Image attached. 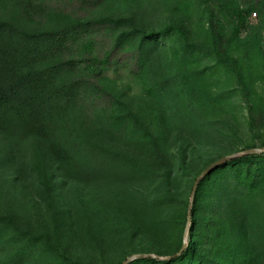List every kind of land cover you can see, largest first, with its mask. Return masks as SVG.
Listing matches in <instances>:
<instances>
[{
    "label": "rangeland",
    "instance_id": "374dc122",
    "mask_svg": "<svg viewBox=\"0 0 264 264\" xmlns=\"http://www.w3.org/2000/svg\"><path fill=\"white\" fill-rule=\"evenodd\" d=\"M236 11L247 17L238 33ZM0 20L28 33L110 20L79 32L65 54L115 49L102 75L80 69L116 98L83 103L104 110L84 136L98 145L95 176L64 179L38 142L15 151L0 136V264H121L173 257L182 243L196 245L202 264H226L243 236L249 263L264 264V159L213 173L189 225L197 179L264 148V0H0ZM113 122L127 127L129 147L111 140ZM112 167L128 171L121 198L103 188ZM166 171L178 176L180 199L149 186ZM242 201L259 224L241 220Z\"/></svg>",
    "mask_w": 264,
    "mask_h": 264
},
{
    "label": "trees",
    "instance_id": "16d2710c",
    "mask_svg": "<svg viewBox=\"0 0 264 264\" xmlns=\"http://www.w3.org/2000/svg\"><path fill=\"white\" fill-rule=\"evenodd\" d=\"M235 18L237 26L234 32L238 33L246 27V13L236 11ZM109 21L76 23L56 31L28 33L7 20H0V136L5 137L15 151L27 141L38 142L45 158L64 179L95 176L94 152L98 145L84 136L91 127L101 122L100 117L104 110L93 107L88 112L83 103L90 101L95 106L101 100L116 101L112 94L94 79L84 75L83 69H80L81 65H86V71L99 70V76L102 75L105 69L111 67L115 49L102 56L86 58L68 57L65 50L69 41L76 39L79 32H87L91 27L96 28ZM117 123L113 122L111 125V132L114 134L111 140L123 147H129L121 142L125 139L122 136L127 133V127ZM257 158L264 159V154L236 158L204 178L192 208V231L197 225V203L212 174L227 166ZM114 168L110 169L113 175L107 178L111 181L105 183L103 188L108 196L121 198L120 193L128 190L127 185L122 182L126 181L123 179L128 171L125 168L120 171L112 170ZM154 174L157 175L150 180L149 186L155 188V195L162 194L160 199H180L182 188L176 186L179 178L175 173L166 171L163 177H159V173ZM193 188L194 186L191 191ZM144 192L140 188L136 192L137 199L144 197ZM242 202L239 209L241 220L251 222L255 219L259 224V218L254 217L245 201ZM191 232L190 236H194V232ZM191 245L185 248L182 243L177 254L169 257L170 260L144 257L129 264H202L203 260L198 255L196 245ZM234 251L231 254L235 261L230 259L226 264H250L245 236L240 249L235 248ZM178 254L180 255L177 256ZM158 255L161 256L159 253Z\"/></svg>",
    "mask_w": 264,
    "mask_h": 264
},
{
    "label": "water",
    "instance_id": "95a60500",
    "mask_svg": "<svg viewBox=\"0 0 264 264\" xmlns=\"http://www.w3.org/2000/svg\"><path fill=\"white\" fill-rule=\"evenodd\" d=\"M256 154H264V148H254V149H248V150H244L241 151L239 153L233 154L231 156H228L226 158H223L222 160L216 162L214 165H212L209 169H207L195 182L193 191H192V199H191V208L189 211V225H191V214H192V208L194 206V202H195V197L198 191V188L201 184V182L204 180V178L208 175H210L214 170L218 169L220 166L236 159L239 157H243V156H251V155H256ZM180 255V254H179ZM177 255V256H179ZM144 257H148V258H156V259H160V260H170L171 258H159L157 256H152V255H140L138 257H133L128 259L124 264H129L130 262H132L133 260L137 259V258H144Z\"/></svg>",
    "mask_w": 264,
    "mask_h": 264
}]
</instances>
